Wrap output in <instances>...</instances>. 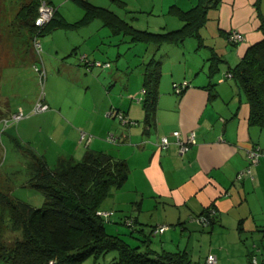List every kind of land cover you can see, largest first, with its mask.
Listing matches in <instances>:
<instances>
[{
  "label": "crops",
  "instance_id": "crops-1",
  "mask_svg": "<svg viewBox=\"0 0 264 264\" xmlns=\"http://www.w3.org/2000/svg\"><path fill=\"white\" fill-rule=\"evenodd\" d=\"M47 1L56 9L54 16L70 23L66 26L73 27V22L61 13L70 0ZM74 1L82 12L78 20L85 14L90 17L80 26H87L102 18L101 25L108 24L110 34L118 36L123 32V24L119 25L118 19L124 18L119 17L115 7H125L137 0H85L98 8L92 15L81 4L82 0ZM176 3L177 0H174L171 8L189 9L181 8L179 6L182 4L177 6ZM187 3L192 6L196 4L191 1ZM208 17L212 21L209 26V22H206L202 44L191 36L182 43L162 44L152 50L149 61H160L161 74L154 116L149 122L144 109L145 63L142 62V70L133 80V73L128 74V68L118 70L117 64H112L105 54L109 50H99V53L93 54L94 50L87 46L90 37L82 39L85 42L77 61L76 57L68 61L59 60V69L52 68L53 58H48L52 60L51 65L48 60L45 64L42 53L36 58L39 64L30 55V59H15L1 66V90L4 86L2 83L9 78L16 82L21 68L27 66L26 77H30L34 72L31 67L36 65L44 70V79L46 66H49L50 75L56 76L51 90L62 88L65 93L68 91L81 96L75 105L72 97L70 103L45 100L50 109L27 116L17 123L11 119L5 123L2 119L8 120L16 112V107H10L8 94H1L6 102L0 107L1 129L8 136L10 145L14 143L20 147L21 143H27L35 153L44 157L50 167L59 158L80 161L89 150L103 151L113 158L124 160L128 169L127 179L120 187H110L109 194L114 189L116 193L113 195L117 197L119 188L124 189L125 193L132 191L131 197L121 193L125 199H129L126 204L130 210L146 209L153 214L160 209L163 211L160 216L163 222L159 225H170L162 232L150 233L156 225L147 231L138 213L128 214L133 220L129 235L137 241L140 249L145 243L155 254L181 251L189 264H202L208 253L217 257L218 264H250L254 257L257 264H261L264 259V156L253 163L247 158V152L252 147L264 149V123L250 120V105L237 80L232 74L227 76L224 73L239 62L249 46L264 39V0H220L216 8L208 10ZM235 29L244 35V40L232 44L225 35ZM50 33L46 42L54 36V32ZM208 36L210 39L206 41ZM102 37L100 42L104 44ZM113 45H117L116 40L108 46ZM213 51L219 56L212 70L208 59ZM83 56L88 60L109 62L110 65L87 69ZM119 75L125 83L122 91L118 86ZM95 77L103 79L100 80L101 91L98 95L91 93ZM64 78L68 80L67 83L63 82ZM184 80L188 82L187 86L180 92L175 91L174 84ZM70 82L76 85L72 86ZM27 103H31V108L33 101ZM114 109L123 112L135 124L127 125L110 116L108 110ZM174 130H179L182 136L190 131L195 132L196 143L184 155L177 151L172 135ZM80 131L93 133L94 139L87 144L79 142ZM108 133L116 136L114 143L103 138ZM162 135L170 140L166 148L158 146ZM57 137L60 143L53 148L52 143H56ZM247 167L250 173L236 179L237 173ZM199 214H206L208 223L191 219ZM119 232L117 230L116 234L121 235ZM154 234H164L163 238H159L158 249L151 246ZM84 261L77 264H85Z\"/></svg>",
  "mask_w": 264,
  "mask_h": 264
},
{
  "label": "trees",
  "instance_id": "trees-1",
  "mask_svg": "<svg viewBox=\"0 0 264 264\" xmlns=\"http://www.w3.org/2000/svg\"><path fill=\"white\" fill-rule=\"evenodd\" d=\"M219 2L198 0L187 10L171 8L170 12L182 19L181 28L165 32L131 28L132 41L154 43L159 47L162 44H179L193 36L202 44L205 37L200 31L206 28L208 10L216 8ZM81 4L88 9L89 15L98 10L88 1L82 0ZM39 5V0H32L20 8L18 17L22 25L34 27ZM84 16L71 23L72 26L90 19L88 15ZM118 20L119 25L125 24L122 19ZM53 23L58 26L70 24L53 16L43 31L50 29ZM231 32L228 31L225 38L235 44L228 39ZM218 56L213 51L208 59L212 70L218 63ZM226 72L237 80L245 95L250 105V120L264 123V39L249 46L239 62ZM160 74L159 60H150L144 66V109L148 122L154 116ZM28 153L31 157L28 162L30 177L26 185L40 189L43 202L40 207H34L29 202L3 194L2 200L9 208L8 226L15 235L8 245H0V259L7 254L10 264H77L89 257L97 261L107 252L116 251L117 258L111 264H189L181 251L155 254L150 248L140 249L119 234L107 232L105 217L98 213V206L109 194L110 187H120L127 179L128 169L124 160L103 151L89 150L80 161L59 158L50 167L43 156L30 150Z\"/></svg>",
  "mask_w": 264,
  "mask_h": 264
},
{
  "label": "rangeland",
  "instance_id": "rangeland-1",
  "mask_svg": "<svg viewBox=\"0 0 264 264\" xmlns=\"http://www.w3.org/2000/svg\"><path fill=\"white\" fill-rule=\"evenodd\" d=\"M31 1L32 0H0V66L5 64L6 62L14 61L15 59H30V55L31 57H35L34 62H37V54L35 53L32 46V39L34 36L35 28L22 25L18 17L20 8L23 5L30 3ZM39 1L40 4L43 1L48 2L47 0ZM189 1H191L192 4L196 3V0H177L176 5L179 6V4H182L179 7L187 9L192 6L188 5L187 2ZM173 2L174 0H137L135 3H129L125 7L116 6V13L119 15V17L124 18V22L127 23V25L123 24L124 28L123 32L121 33L122 35L118 36L110 34L108 24L101 25L102 18L92 21L87 26L76 25L71 27L64 25L58 27L57 23H53V25L50 26V28H52L51 30H48V32H45L46 34H44V29H42V33L44 35H40V41L42 44L41 53L44 63L46 64V61L48 60L49 65H51L52 60L48 58H53L54 62L52 68L56 67L59 69V60L68 61L76 57L77 61V59L79 58V54L82 51V45L85 42L82 39L91 37V40L88 42L87 46L92 48L91 50H94L93 54L99 53V50H109L105 54L111 60L112 64L116 63V68L118 70L125 71L128 68V74L132 72L133 80H135L137 73L142 70V62L147 65L151 57L152 50L156 48L157 45L148 44L145 42H132L131 27L136 28L137 30H145L150 32H165L181 28L183 24L182 19H180L177 14L170 12ZM74 3V0L68 1V3L61 10V13L66 16V19L72 22H75L82 16V12L78 10L77 5H75L76 3ZM162 4H164V6H162ZM54 14L55 12L53 13V16ZM58 18L59 17H56V20ZM109 20L111 19L109 18ZM211 21V19L207 21L209 22L207 23L208 26L210 25ZM128 25L129 27H127ZM126 28L130 29V33L125 31ZM51 31L52 33L54 32V36L49 42H46L48 37L51 36ZM236 31L240 32L238 30ZM200 33L205 34L204 27L201 29ZM100 37L104 39V44L100 42ZM209 39L210 37L208 36L206 41H209ZM114 40H116L117 45H113L111 47L108 46L110 42L114 43ZM49 43L53 44V47H50ZM91 50L89 52L92 53ZM165 51H167V49ZM36 64H39V62H37ZM26 67L21 68V73L18 75L16 82H13L9 78L6 83H2L4 86L2 90L0 88V107L6 104L5 100L1 97V94H8L10 107L13 109L16 107V111L19 108L22 109L25 115L23 118H27V116L37 114L34 112H30V110L34 106V103H36L41 90L45 95L44 100H47L49 102H52L51 99H54L59 101L61 100V102L67 101L68 103H70V97H72L71 100L75 105V102L80 99L79 97L81 96H79L78 94L72 95L71 93H68V91L65 93L62 88L51 90V86L55 85L53 80L56 76L50 75L49 66H46L45 68L46 79H44L42 84L39 81L38 72L34 69L33 66L31 67V69L34 72H31L30 77H26L28 71ZM83 69L86 73H89V71H87L85 67H83ZM94 79V85L92 86L91 93L92 95H98L101 91L100 80L103 79H99L97 77H95ZM63 82L67 83L68 80L64 78ZM70 85L75 86L76 83L70 82ZM124 85V80L121 75H119V91H122ZM29 100L33 101L31 108H29L31 103H27ZM50 105L53 106L52 103ZM0 111H2L1 108ZM15 113L16 112L12 113L11 117H13ZM105 115L107 116L106 112ZM11 117L8 120L7 118H3L2 120L3 122L9 123ZM21 117L18 121L12 122H19L21 119H23ZM115 121L116 123L118 122L117 119ZM1 126H3V123L2 125L0 123V200H2L3 194H8L12 198H17L18 200L21 199L29 202L34 207H40L43 202V194L41 190L26 185L30 177L28 162L31 160V157L28 151H34V149H31V146H29L25 142L21 143L22 146L20 147L15 146L14 143L10 145L7 141L8 136L6 134H3ZM91 134L92 140L94 139L95 135H93V133ZM78 137V141L81 142L80 133L78 134ZM55 142L56 143H52L53 148L59 145L60 139L58 140V137L55 138ZM65 150H67L66 146H64L63 149L64 153L66 154ZM110 192L112 193L108 194L98 206L100 211L111 212V214L107 216L108 218H105V226L108 233L116 234L117 230H119L121 231L119 232L121 234L120 236L127 240L129 244L134 246L137 245V241L129 235V231L132 227L128 226L125 223V219H132V217H130V215L128 214H132V212L133 214L138 213V216H140L141 218L140 220L142 222H145L144 228L147 231L152 226H157L161 222H163L162 218H160V216L163 215V211H161L160 209L159 211H154L153 214H151L146 209H142L141 211L130 210V206H127L126 204L129 199H125L123 196H133L132 191L127 190V193H125L124 189L119 188L117 197L116 195H113V193H116L114 189H112ZM121 193H123V196ZM2 201L3 202L0 201V245H8L14 237L15 232H12L9 229V208L5 200ZM168 226L170 227V225ZM163 236L164 234L152 235L153 243L151 244V246L156 249L160 248L159 238H163ZM176 242L177 238L175 243ZM143 246L144 249L147 247L145 243L143 244ZM181 246H183V243ZM116 257V251H109L97 261H94L92 257H89L84 261V263L111 264V262L116 260ZM0 264H10L7 254H3V257L0 259Z\"/></svg>",
  "mask_w": 264,
  "mask_h": 264
},
{
  "label": "built area",
  "instance_id": "built-area-1",
  "mask_svg": "<svg viewBox=\"0 0 264 264\" xmlns=\"http://www.w3.org/2000/svg\"><path fill=\"white\" fill-rule=\"evenodd\" d=\"M55 12V7L53 5H51L48 2L43 1L39 7H38V14L34 20V36L32 39V46L33 49L35 51V53L37 54V57H40L41 55V51H42V44L40 41V35H41V31L43 29V27L48 24V22L50 21V19L53 16V13ZM229 40L234 41V43H239L241 41L244 40V35H242V33L237 32L236 30H232V32L229 35ZM82 60L84 62V66L87 69H90L92 67H107L110 65L109 62H103L100 60H88L86 59L85 56L82 57ZM34 69L38 72L39 75V81L42 84L45 78V73L44 70L39 69L38 66L34 65L33 66ZM227 76H230L231 73L226 72ZM188 82L186 80L182 81L181 84H174V89L177 92H180L183 87V89L187 86ZM44 92L41 90V93L39 95V97L36 100V103H34V106L32 107L30 112H34V113H39L41 111H45L47 109H49V105L45 102L44 98ZM108 114L110 116H115L121 123L127 124V125H132L135 124V121L132 119H129L126 115L123 114V112L121 111H115L114 110H108ZM22 116V117H21ZM24 112L22 109H18L16 111V113L13 115V117H11L12 121H18L21 118H23ZM6 123V122H5ZM172 135L174 137V143L177 146V151L180 155H184L187 150L190 148V146L194 143H196V137H195V132L194 131H190L189 133H187L185 136H182L179 132V130H174L172 131ZM91 134L86 133L84 131H80V141L87 144L91 141ZM105 140L111 143H114L116 141V136L114 135V133H108L105 137ZM170 144V140L168 139V136L166 135H162L160 137V141L158 146L160 148H166L168 145ZM260 156H264V149H261L260 147H252L251 149L248 150L247 152V158L251 161V162H257L260 158ZM250 173V168L247 167L246 169H244L243 171H240L237 173L236 175V179H241L245 174ZM98 213L103 215L105 218L111 214V212H106V211H100L98 210ZM191 219H194L202 224H206L209 221V218L206 214H199L197 216H193ZM133 220L132 219H125V223L128 226L132 225ZM168 227V225H157L153 228V233H158V232H162L163 230H165ZM202 264H218L217 263V257L213 254V253H208L203 261ZM231 264V263H229ZM250 264H257V260L254 257L253 259H251ZM264 264V259H262V263Z\"/></svg>",
  "mask_w": 264,
  "mask_h": 264
}]
</instances>
